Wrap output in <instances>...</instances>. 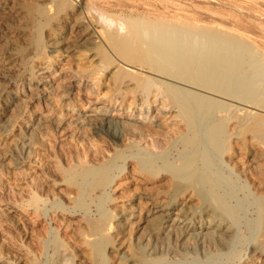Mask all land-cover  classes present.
<instances>
[{
    "label": "bare ground",
    "instance_id": "1",
    "mask_svg": "<svg viewBox=\"0 0 264 264\" xmlns=\"http://www.w3.org/2000/svg\"><path fill=\"white\" fill-rule=\"evenodd\" d=\"M97 6L94 0H0V136L12 132L26 109L23 93L13 90L17 72L24 89L37 83L32 90L45 99L61 89L55 96L70 100L82 85L94 94L104 71L113 92L92 113L63 124L78 145L55 178L32 173L27 197L18 193L7 204L0 197V263L40 264L50 256L49 264H264V59L248 58L223 34L200 39L194 23L161 19L158 30L125 31L126 24ZM144 47L188 77L164 72L172 78L165 82L137 66L149 74L145 82H125L131 74L114 66L107 50L131 63ZM82 55L84 67L71 73L79 87L65 85L64 76L51 78V58L65 63ZM157 84L178 94L165 96L153 89ZM121 91L139 104L126 111L119 104L111 115L107 108ZM37 117L12 140L26 159L35 137L47 133L49 122Z\"/></svg>",
    "mask_w": 264,
    "mask_h": 264
},
{
    "label": "rangeland",
    "instance_id": "2",
    "mask_svg": "<svg viewBox=\"0 0 264 264\" xmlns=\"http://www.w3.org/2000/svg\"><path fill=\"white\" fill-rule=\"evenodd\" d=\"M94 2L96 5H98L97 7L100 10L104 11L106 14L108 13L109 15H111V16L109 15L107 16L112 18L113 21L119 20V22L121 21L122 23L126 24L125 31L126 30H143L145 28V27L143 28V26H146V25H147L146 27L147 29L145 30H153V29L158 30L157 28L158 22L161 19H166L171 22L174 21L172 23H175V24H179L182 22H183L182 24H185V23L193 24L194 23V24H198L199 28L197 25H195V27H190V28H196L197 26V29H199V31L193 30L192 32H195V31L199 32V33L196 32V36H198L200 39L203 38L207 34H211L210 32H212V34L215 33L219 35V37L221 38L224 35L223 40L226 41L227 44H229L230 46H233L236 49H239L244 54H246L248 58L253 57V58L264 59L263 58L264 57V4H262V2L253 3V2H249V0H94ZM130 20L136 23H131ZM191 20H193V22ZM3 22H4L3 20H0V26L3 25ZM218 24L223 26V27L221 26L223 30H216ZM238 24L242 26V28L239 27ZM236 26L239 28V30ZM148 27H150V29ZM211 27H213V30ZM111 28H112L111 30H114L116 28L115 24L111 25ZM208 28H211V29H208ZM188 32H191V30H188ZM122 36L123 38L125 37L129 38L130 33L128 31L125 33L123 32ZM93 48L95 49L96 47L94 46ZM0 49H3V48L1 47ZM97 51L100 53L103 52V50L100 48ZM107 51H109L108 53L110 56L112 55L111 56L112 60L113 61L116 60L118 62L117 63L115 61L113 63L114 66L121 64L123 70L131 74L132 81H130L129 77L125 79V82L128 79L127 82L129 81V84L139 83V82L144 83L145 79H147V77L149 76V74L147 73H151L150 75L151 78H155L156 80H163L165 82H170L168 80L172 78L168 75H164L163 74L164 72L170 75L178 74V75H181L183 78L188 77L186 73H183V69L180 67L170 68V66L169 67H166L165 65L163 66L162 64H164L166 61H169V60L165 61L166 58L163 59L161 55H159L158 53L157 54L154 53V56H153V53L148 51L147 48L145 49V47L141 50L143 51V53L144 52L145 53L142 54L141 52V55H140V52H138L140 56L137 55L136 53L135 54L136 56H134L133 58L131 57L130 59L131 63L127 62L123 58L121 59V57L117 55L114 50L111 49ZM82 56L79 57L78 60L73 61L74 65L72 61L67 62V60L65 64L64 60L60 57H56V58L54 57V59L51 58L50 59L51 70L49 71V73L51 72V74L53 75V76L51 75V78L55 77V80H57L64 76V78L66 77V81H65L66 83L64 82L65 85L66 84L69 85L70 83L71 85H73V87L74 86L76 88L79 87V83H78L79 81L78 80L73 81L72 76L74 75L77 67H84V62H86V60H85V56L84 57ZM147 56L149 57V60L148 58L145 59ZM135 58L137 59L140 58V60L138 59L139 61L138 60L133 61V59ZM37 61L40 62V60H36L35 64H37ZM123 63L126 65L124 66ZM133 63H135L136 65L135 64L133 65ZM85 66L87 67L88 65L86 64ZM114 66H110L109 69L111 70ZM131 66L134 68H132ZM137 66L139 70L140 69L144 70L147 73H142V71H139ZM104 72H103L104 74L102 73L100 87H98L95 90L96 92L94 94L93 92H89L85 88V85L84 86L82 85L79 87L80 91H78V89H75V90L73 89L74 90L73 96H69L70 100H67L66 97H63L61 99L58 96L57 97L55 96V95L60 96L59 93L63 92V90L61 89L60 91H57V94L54 93L50 95L49 98L45 99L40 90L36 92L32 90L37 86V83L36 84L34 83L35 85L31 86V90H29L28 88L24 89L23 83L22 81H20L21 80L20 77H23V73L22 75L20 74L21 72H19V74L18 72L15 74V75H18L19 78H17V81H16L17 84L15 85L13 90L23 93V98L25 100L24 106H26V109L23 110L25 111L24 114H22L19 120L15 123V126L12 129V132L8 134L7 136L8 138L4 136H0V189H1L0 197L1 199L3 198L2 200L5 199L6 201L5 203V201L3 202L1 200L3 204H7L8 202H12V201L16 202L17 197L20 196L18 199H21V196L23 197L24 195L25 197H27L29 195L28 191H29V188L32 182V177H31L32 173L34 176H36L39 179H42L44 177L49 178V179L55 178L56 174L54 173L55 172L54 170H56L59 167V164L62 162H65L66 160L69 161L75 158L74 151L76 149L74 148L77 147L78 144H76L77 142H74L73 140L68 139L67 132L63 131L65 128L63 124L66 122L69 123L70 121L76 118H80V116L82 117L83 115L86 116L92 113L94 110H96V107H100L103 103H105V101H107V95H110V93H113V92L110 91L108 88L110 86V83H108L107 81L109 71L108 72L104 71ZM189 73L193 74V72H189ZM152 74L154 75L158 74L159 76L165 79H160V77L152 76ZM42 75L43 74L41 72H37V76H42ZM46 76L47 75H45V77ZM42 77H44V75ZM67 78H69L70 81ZM36 80L38 81L39 79H36ZM196 80H200V78L196 76ZM61 84H63V82ZM156 88L159 90H162L165 96L166 94L168 96H173V95L178 94L176 93L178 92V90L175 87L170 88V87H165L162 84L161 85L157 84V85H154L153 89L155 90ZM187 89H190V88H187ZM190 90H193V92H196L198 94L200 93L194 89H190ZM138 92H139V95L142 93V91L140 90H138ZM116 95L117 96H115V98L113 99L112 104H110L109 108H107L109 112L111 113V115L114 112H117L116 109L119 104L122 105L121 109L123 111L124 110L126 111L129 106H133L134 108H136L134 104H139V102H135L132 95H128L129 98H127L123 94V91H121L120 94H116ZM74 98L75 100H77L76 104H73L74 102H71V99H74ZM68 101L70 102V105L67 107L65 103ZM73 105H78L75 107V111L73 110L74 107L72 108ZM151 115H155L154 110L152 109L150 110V113H149V116ZM37 116L39 117L44 116L47 122H49L47 125L48 128L46 127L45 131L50 135H48L45 132L46 135H44L43 137L42 135L36 136L35 139L37 140V143L36 142H35L36 144L34 143L35 146H34L33 155L31 156L30 159H26L25 151H21V150L15 151L14 150V145L12 143V140H14V138L24 130L25 126H27L26 124L27 121L31 120L32 122L36 118H38ZM93 143L96 144L95 140ZM87 146L90 148L88 144ZM94 146L95 147L93 148L91 147L92 150L100 149V148L105 149V147L103 148V147H98L96 145ZM42 160L47 161V162L45 163ZM28 161L29 162L31 161L30 164H28L29 163ZM5 162L6 164H4ZM16 164H19L18 168H15ZM50 170L53 172V174L51 172L50 174L49 172H47ZM15 189L17 191H15ZM21 189L23 190V192ZM13 191H14V194H12ZM18 193H21L22 195L18 196ZM1 208L3 207L1 206ZM1 208L0 210H2ZM49 255H52V252H49ZM48 258L44 257L41 260L40 264H49L51 262V258L49 259ZM9 264H13V263H9Z\"/></svg>",
    "mask_w": 264,
    "mask_h": 264
}]
</instances>
